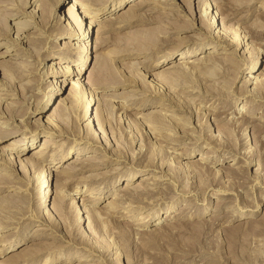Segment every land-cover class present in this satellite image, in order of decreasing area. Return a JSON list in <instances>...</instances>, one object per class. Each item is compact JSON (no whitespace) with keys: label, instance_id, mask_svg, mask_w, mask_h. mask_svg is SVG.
<instances>
[{"label":"rangeland","instance_id":"obj_1","mask_svg":"<svg viewBox=\"0 0 264 264\" xmlns=\"http://www.w3.org/2000/svg\"><path fill=\"white\" fill-rule=\"evenodd\" d=\"M116 1L118 2L119 0H114L113 3ZM172 1H176L179 9L187 13L189 17L178 13L172 8H161L159 12H156L157 6L148 5L143 9L138 10V13L144 15V17L148 16V14H152L154 23L136 22L131 25L118 23V21H114L112 24L106 23L105 21L117 18L121 14V10L126 7L125 3L121 8L117 7L113 12H110L112 7L109 9L106 8L105 11L109 10V13L105 12L102 15L101 20H99L100 24L95 26L93 31L88 29V22L84 21L83 28L85 27V31H87L85 32L86 38L76 39L82 44L89 46L90 51L97 50L93 54L91 62H88L87 60L82 65L83 71L78 78L74 76V74L72 75V72L62 70L63 67L68 65L77 67L76 59L78 58V54H70L68 55V58L71 57L70 59L62 60L56 58L58 54L54 52V50H50L54 45L60 46V42L64 38H67V36L64 35L59 37L51 36L52 28L57 27L54 23L57 22L58 18L49 21V25H45L47 26L46 29L43 26L44 24L40 22L42 21L41 17H37L34 13H31L35 6L34 3H36L35 0H28L26 4L23 0H0V27L2 26L0 28V94L5 97L4 100H0V113L4 114V116L1 115L0 119L8 121L9 124L11 123V127L15 123L21 125H23V123H30V125L33 126L39 119L45 120L53 113L58 114L62 112V116L59 115L69 128L67 129L68 133L66 136L60 137L62 140L55 145V150L65 148V154H67V152L69 154L65 157L63 156L60 165H63V168H69L72 170L82 167L81 165H75V163H72L75 155L74 151L79 147L90 146L87 143L77 145V142H74V138L79 136L80 131L81 134L85 135L84 131L86 130V124L90 120V117L95 115L94 111L98 106H101L100 109L103 110L105 113L104 115H106L105 117L108 119V122H110L109 125H104L105 129L100 125H91L93 132L98 136V140L103 141L102 144L104 146L108 143L107 147H105L107 153L101 152L99 149L94 150L96 147L91 145L90 149L83 154L85 158L104 162V164L96 163L90 167L86 165L87 169L92 170H87L74 178L71 183V188L66 190V194L69 198L68 201L69 203L71 202L70 206L80 209V206L83 204L82 199L90 193V191H86V189L93 187L98 189L97 192L103 190L101 196L107 190H110V192L101 199L99 204L91 205L90 209H101L102 211L107 210L109 207L108 203L114 201V194H123L122 191L126 187V185L123 184L124 181H120L119 185L112 188V183L115 181V174L113 173L121 167V169L127 170L135 169L140 165L143 166L146 164L150 167L153 165L157 167V169L156 172H150L149 170L143 171L141 176H153V179L148 180L145 185L153 187L152 184H150L153 182H160L162 184L157 186L154 185L156 192L152 194V205L155 206L158 202H170L172 200H176L174 209L180 205V208L173 213L178 215L176 216L177 219L171 217L160 224L143 226L140 227V229L135 228L134 226V224L138 222L137 219H139L135 217L146 216L153 208L147 206L141 211L132 210L130 212L122 209L123 214L117 213L116 215V213H112V219L107 218V215L103 214L97 219L98 221L93 220L92 222V220L89 219L81 220L82 222L80 223L79 228L80 235L75 243L72 242L74 240L71 239V236L78 233V227L74 228L73 226V221L76 218L75 215L73 214V217V215H71L72 213L70 214V211L68 210L65 212L66 214L64 213L65 215H62V217H60L61 215L59 217L54 215L53 217V204L55 202L58 204L60 203L58 196L56 195L57 189H55V180L51 186V189L54 191L52 201L49 205L44 204L43 208L39 209L41 213L47 214V219L43 222L44 224L42 222L21 220L18 225L14 224L12 227L5 229L4 231L1 230L2 234L0 239L4 238L5 235L10 236V234L13 233L17 236L19 235V237L25 233V236L27 235L30 237L33 235V238L23 241L22 243L24 244L22 248H19L20 250L18 249L13 252L2 253L0 261H8L10 257L23 253L25 251L24 249L27 250V248H32L35 252L38 250L39 254H37V252L36 254L34 253V258L26 264H45L46 261L51 264H264V140H261L262 138L264 139V118H260L264 117V99L259 98L261 100H253L248 98V100L239 99L238 101H235L236 96L233 95L232 92L243 86V81L245 79L244 77H241L246 74L245 66L240 71L238 77H234V70L237 65L235 63H244L242 60V58L244 59V56L245 59H249L250 57L259 55L257 65H264V8H260L264 0ZM62 2L63 4L61 7L59 4L55 7L56 12L59 15L62 11L67 13L69 9L75 6L78 16V14L80 15V13H82L81 10L85 7L84 4H74L75 0H62ZM151 2L157 3L162 2V0H152ZM9 3H13L15 6L12 7ZM38 4H40V2ZM198 4L201 7H209V5H211V8H213L212 10L219 9V6L228 8L229 10H225L223 13L224 15H221L224 19L228 13H231V11L232 13L235 12V14H232L234 15L232 16L233 19L231 17L229 20H226L225 24L226 26L233 28L235 32L238 30L237 32H242L243 35L247 34L245 41L247 40V43H250V45H245L243 48L239 47L237 48L238 50H235L236 47L233 46L229 48L226 53L214 54L217 56V59H205V62L191 63L188 66L183 67L179 65L181 68L179 72L173 68V64L158 68L153 72L156 73V76L160 75L158 74L159 71L167 72L168 75L175 71H177L176 74L180 72L182 73L177 76H175L176 74L174 73V76L172 75L173 78H170L171 76H169L170 80H167L168 78H166L165 82L164 80H158L157 83L155 82L157 85L153 90V86L148 85V81L153 80L152 77H144L143 72L149 70L147 67L154 64L156 58L162 55L163 52H159L158 56L155 58H153L152 55L135 54L124 57V55H121L123 51L127 54L130 53V49L126 50L124 46L128 45L129 41H133L132 38H153L152 36H155L154 33L165 29L169 33H172L164 36V39H167L168 41L166 42L168 45L166 43L158 42L155 44L156 50L167 51L174 47V45L178 46L188 43H193L191 46H195L196 43H194V41H197L199 37H205V33L196 29H180L184 27V22L186 20L185 24H187V27L189 24L191 25V23H194L196 17L197 19L200 17V14L194 11ZM148 9H150V11H148ZM22 12L27 14H22ZM161 12L168 14L169 17H162L158 14ZM178 19H182V21H179ZM33 20L41 23V26H39V28H33ZM61 22H63V25H66L68 22L69 24L70 22L72 23L73 20L70 19L69 21L67 18L61 19ZM195 22H197V20ZM177 23L180 24L177 26H182L180 29L176 28L175 24ZM22 25H29L31 28L24 29ZM74 25H76V23ZM120 25H123V27L116 28ZM171 26L172 28L170 29ZM220 26L222 28V25H219L218 29H220ZM42 29H45V31ZM153 29L156 32H154ZM18 34H20L21 38L15 39ZM27 34L32 36L29 35L25 38ZM27 39L37 43V47L29 41L26 42ZM42 41L44 42L42 43ZM213 45V43H209L207 48L210 49ZM25 47L28 50H26ZM40 48L41 51H39ZM258 50L259 53H257ZM178 52H180V50ZM18 53H22V56L18 55ZM74 53H76V51H74ZM45 56H47V59L43 60ZM203 57L208 58V52L203 53ZM52 61L60 62L58 67H61V70L54 73H46ZM97 64L98 66L100 65V69H102V77L101 79L96 78L93 79V81H90L88 80L89 73L95 66H97ZM190 67H194L192 71H189ZM121 70L132 76L134 81L124 86H117L116 88L103 87V85L108 83L109 80L114 78V76H110L113 75L112 73L117 74V71L119 73ZM151 71L149 70V72ZM67 80H69V83L64 82ZM79 80L85 84L82 88L81 86H72V83ZM99 80L101 81L100 83ZM53 81H59V83L62 82L63 88L58 90L59 94H57V96L53 98L51 97V101L46 105V112L41 113L38 108H35V98L37 100L38 95L44 97L50 88V85L54 83ZM250 87L253 88L254 86L251 85ZM158 90L160 91L158 92ZM90 91L97 94L99 100L97 99L90 104L89 112L85 118L81 119V116L85 115V109L82 106L84 105V102L80 99L79 101H76L72 96L74 93H76L77 96H82L84 93L83 95H85V99H88ZM145 91L147 93L157 91L162 96H168V94L172 95L185 103L186 107H181L182 112L180 110L172 111L175 109L174 107H172L173 109L170 108L169 111L167 108H161L162 99L149 98L147 101H142L145 103L146 108H135L137 107V103H139V100L137 99L142 96L144 97V94L146 93ZM31 92L35 94V97L32 99H30ZM115 96L117 98H114ZM135 97L136 99H134ZM229 98H232V100ZM245 104H247V106L244 109L239 108L238 110V105L242 107ZM123 105L124 107H128V113L126 115L121 109ZM209 106L210 108H208ZM250 111L253 114H245V112L250 113ZM235 113L237 114L235 115ZM153 115H158V117L165 123L167 122V118L175 121L177 119L179 122H177L176 125L180 128L176 129L170 127L173 131L172 134L163 130L160 132L146 123V120H149ZM175 115H177V118ZM237 116L242 118H253L251 119V124L257 125V128L261 127L260 129L263 131V136L260 134L261 131L257 132V134H253V132H251L253 128H249L247 124V126L244 125L242 127L240 126L239 129L237 128L239 133L234 131V128L230 125V121L233 118H238ZM183 118L185 119V122L182 120ZM217 121L219 122L217 123ZM247 121L249 120H246V122ZM0 128L4 131L12 130L3 125H0ZM100 128L106 131L105 136L100 134ZM180 130L182 132H180ZM18 131L19 129L14 135L0 137V151L4 150L2 149V146L6 144L8 145L10 142L22 136L20 134L22 129L19 132ZM225 131L229 134L227 132L225 133ZM256 135H259V138ZM213 137H215V139L218 138L219 140L222 139V141L213 142ZM69 143L72 144L68 147L67 145ZM189 145L195 146L198 157L202 155L198 154L201 148L202 150L204 149V151H209L210 158H208V160H202L203 163L206 161L212 163L209 164L206 162V164H208L213 170L209 172V177L206 178V176L199 174L196 175L195 172L186 171V173L177 170V165L179 164L173 159L174 155L172 154H174V152L183 151L184 147H189ZM32 148H34V146L28 148L27 152L22 155L23 159L28 158L29 152L33 150ZM8 151L14 152V150ZM94 155L102 158H94ZM211 155L214 156L213 159ZM47 157L49 159L53 158L52 152H50ZM54 157L57 158V160L48 162L46 165L47 167L49 165H54L58 161L60 155ZM248 158L249 160L253 159L254 161L251 164L246 163L245 161H247ZM180 161L182 163H180L181 166H184L185 164L187 166L189 164L188 166L191 170L194 169V165H191L190 162H195L196 159L181 157ZM231 163H235L231 166V168L234 169L233 172H236L242 177L239 182L221 177L220 170L222 168H230L229 165ZM15 167L18 172L20 166L15 165ZM6 169L9 171L6 175H10L12 178H14L16 174H21L11 171L9 168ZM40 171L42 174L43 168L36 172H30L26 174L25 177L20 175L23 177V180L18 181L17 185L20 189H27V193H29L28 199L36 193V185L34 182L38 175L40 176ZM164 172L170 175L168 176V178L171 179L170 181L163 179L154 180L155 177L166 176L163 175ZM215 173L218 174L216 175ZM81 177H85L84 179L89 181L86 183L87 185L83 182L81 183L80 180L76 181L78 178L83 179ZM71 178L72 177H70V179ZM174 178L177 181H175ZM227 181L229 182L227 183ZM141 185L142 182H137L128 187L130 190H135ZM219 190H226L227 195L218 196V194L223 193ZM27 193L24 191H9L6 189L0 193V204H5V198H7L6 195L8 194L14 195L12 196L14 199L16 198L20 200L21 198V200H23L25 197L22 198L21 195ZM180 193L183 194V197H179ZM214 201L223 202V207L221 205L222 208L215 209L216 204H214ZM116 202L120 206H125V204L121 203V199L116 200ZM187 204L188 207L192 208V212L195 211V213L198 211L201 212L206 208L201 217L192 220L195 221V224L201 226V228H199L200 230H192V224H188L189 220L187 221L184 218L181 220L179 219V217L184 216V214L181 215V208ZM165 206L166 205H162L161 209H164ZM32 208L35 210L37 208L36 204H34ZM239 208L257 209V212L251 213L254 217L252 216L251 218L246 219V221H252L251 223L239 224V222L236 221H233L234 223H227V220H229V218L231 219L229 216H240ZM49 212L50 218H52L50 220L48 219ZM163 212L164 210L161 211V214L159 215H162ZM249 212L251 211H247V214ZM8 214L11 215L12 213L8 212ZM85 214L84 217H87ZM211 218H215L216 221L210 220ZM242 221L244 222L245 220ZM45 223L54 226L55 232L50 230V227ZM175 223L180 224L174 225ZM40 228L44 230L36 231V229ZM176 229L177 231L175 232ZM37 234H39V236H34ZM83 236L87 237L91 243H94L96 246L95 248H97L96 250H98L95 252L97 255L95 254V256L89 257L88 261L67 262L64 260L65 257H70L71 254L77 252L76 247L80 248L81 245H83ZM60 237L65 238V240H62ZM69 240L70 242H68ZM57 246H63L65 248L58 251L55 250ZM49 249H51V251ZM78 251H83V249ZM109 257L110 259H108Z\"/></svg>","mask_w":264,"mask_h":264},{"label":"bare ground","instance_id":"obj_2","mask_svg":"<svg viewBox=\"0 0 264 264\" xmlns=\"http://www.w3.org/2000/svg\"><path fill=\"white\" fill-rule=\"evenodd\" d=\"M23 1L26 4L28 0H23ZM151 1L152 0H119L118 2L116 1L115 3H113L114 0H105V1L104 0H75L74 4L80 3V4H84V6H85L84 9L81 10L82 13H80V15L78 14V16H77V11H76L75 6H73V8H71V9H69L67 13L62 11L61 14L59 15L56 12L55 7L57 4H59L61 7L63 4L62 0H52V2H51V0H35L36 3H34L35 6H34V9L31 11V13H34V15H36L37 17H41L42 21H40V22H42L44 24V25L43 24L42 25L45 28L47 27L45 25H47V24L49 25V21H51L52 19L58 18L57 22L54 23V25H56L57 27L52 28L51 36L59 37V36L64 35V36H67V38H64L60 42V46L54 45V47L52 46V48H50V50L51 51L54 50V52H56L58 54L56 58H60L62 60L70 59L71 57L68 58V55H70V54H74V55L78 54V58L76 59V63L78 66L73 67V66L68 65L66 67H63L62 70L66 71V72H72V75L74 74V76L79 78L82 74V71H83L82 65L87 60H88V62H91V60L93 58V54L96 52L97 49H95L94 51H90L89 46H87L86 44H82L76 38L85 39L86 38L85 32H87V31H85V27L83 28L84 21L88 22L87 23L88 29L93 31V28L95 26H97L98 24H100L99 20H101L102 15L105 12L109 13V10L105 11L106 8L109 9L112 7L110 12H113V11H115V9H117V7L121 8L122 5L126 3V7H124V9L121 10V14L117 18H112V19H109L108 21H105L108 24H112L114 21H118V23H123V24H128V25L135 24L136 22L154 23L153 22L154 18L152 19V14H148V16L144 17V15H141L138 13V10L143 9L144 7H146L148 5L157 6L156 12H159V10L161 8H164V9H169V8L171 9L172 8L173 10H176L178 13L189 17V15L187 13H185L181 9H179L176 1L162 0V2H157V3H154ZM39 2H40V4H38ZM9 4L12 5V7L15 6V4H13V3H9ZM228 4L230 5V3H228ZM231 4H234V3H231ZM189 6H190V4H189ZM230 6H232V5H230ZM260 8H264V2L260 6ZM7 9H8V7H7ZM212 9L213 8H211V5H209V7H206V6L201 7L198 4V6L194 10L196 13L198 12V14H200V17L198 19L196 17L197 22H195L196 20L194 19L195 20L194 23L193 24L191 23V25L189 24L190 26L188 25L186 27L187 24H185V22L187 20L185 22L183 21L184 22V27H183L184 29L183 28L180 29L182 26H177L180 24H178V23L175 24L176 28L180 29V30H185L186 28L187 29H196V30H199L200 32L205 33V35H206L205 37H199V39L197 41H194V43H196L195 46H191L193 43L192 44L188 43L185 45L182 43L183 45H178V46L174 45V47L168 49L167 51L156 50L155 44H157L158 42H162V43L168 42L167 39H164V36L172 34V33H169L168 31H166V29H165V30H161L160 32L154 33L155 36H152L153 38H149V39L132 38L133 41H129V44L124 46L126 50L130 49V53L127 54L122 50L123 52L121 55H124V57L130 56L131 54L152 55L153 58H155L156 56H158L159 52H163L162 55H160L159 57L156 58V62L154 64L149 65L147 67L150 71L151 70L152 71L149 72V70H146V72H143L144 77H148V76L152 77L153 80L148 81V85L153 86V90H154L155 86L157 85L156 83L158 80H161V81L164 80V82H165L166 78H168L167 80H170L169 76H171L170 78H173L174 73L176 74L177 71L178 72L180 71V69H181L180 66L183 67V66H188L191 63L195 64L197 62H203V61L205 62V59H210V60L211 59H217V56H215L214 54L226 53L227 50L233 46L236 47L235 50H238L237 48H239V47L243 48L245 45L246 46L250 45V43H247V40L245 41V39L247 38V34L243 35L242 32L241 33L237 32L238 30L235 32L233 28L226 26V24H225L226 20H229L232 16H234L232 14H235V12L234 13H232V11H231V13L227 12L228 14H227L226 18L224 19L221 17V15L225 12V10H229L228 8H224L223 6H219V9L217 8V10H212ZM148 11H150V9H148ZM19 13H21V12H19ZM65 13H66V15H65ZM22 14H27V13L22 12ZM158 14H160L162 17H169V15L164 13V12H161ZM67 18L69 21H70V19H72L73 22L72 23L70 22V24L68 22V24L63 25V22H61V19H67ZM232 19H233V17H232ZM156 20H158V19H156ZM180 20L182 21V19H180ZM32 22L34 23V25L32 26L33 28L34 27L39 28V26H41L40 25L41 23H38L36 20H33ZM75 23H76V25H74ZM219 25H222V28L220 26V29H218ZM22 27L24 29H27L30 26L29 25H22ZM44 27H40V28H44ZM121 27H123V25H120L119 27H116V28H121ZM171 28H172V26L170 27V29ZM99 29H101V28H99ZM216 29H218V30L215 31ZM42 30L45 31V29H42ZM172 30H174V29H172ZM153 31L156 32L154 29H153ZM29 35L30 34H27L25 36V38H27ZM30 36H32V35H30ZM250 37H251V35H250ZM20 38H21L20 34H18L17 38H15V39H20ZM28 41L30 43H32L33 45L37 44L34 41H33L34 42L33 43L30 39H27L26 42H28ZM43 42L44 41H42V43ZM170 42L172 43L171 40H170ZM209 43L214 44L213 46L210 47V49L207 48V45ZM179 44H181V43H179ZM169 45H170V43H169ZM251 45H252V43H251ZM186 46H188V47H186ZM36 47H37V45H36ZM38 47H39V45H38ZM40 47H42V46H40ZM98 47H99V45H98ZM181 48H184V49H181ZM25 49H26V47H25ZM246 49H247V47H246ZM26 50H28V49H26ZM179 50H180V52H178ZM207 50H210V51H207ZM39 51H41V48ZM74 51H76V53H74ZM248 51H250V50H248ZM177 52H178V54H177ZM205 52L206 53L208 52V55H209L208 58L203 57V53H205ZM257 53H259V50ZM231 54H233V53H231ZM18 55L22 56V53H20V54L18 53ZM46 57L47 56H45L43 58V60L47 59ZM258 57H259V55H257V56L255 55L254 57H250L249 59H245V56H244V59L242 58L244 63H242V64L235 63V64H237L236 68L234 67L235 68L234 77H236V78L238 77L242 68L246 66V72H245L246 74H244L241 77V78L244 77V79H245L243 81V86L238 90L232 91L233 95L236 96L235 101L236 100L238 101L239 99L248 100V98H251L253 100H256V99L261 100L259 98L264 99V65H262V66L257 65ZM59 63L52 61L50 63V67L48 68V71H46V73H54V72H58L59 70H61V67H58ZM170 64H173L174 65L173 68L176 69L177 71H175L174 73L171 72L169 75L167 72H160L159 71L158 72V74H160L159 76H156V73H153L154 70H156L158 68L165 67L166 65H170ZM193 68L194 67H190L189 71H192ZM119 70H120V68H119ZM101 72H102V69H100V65L98 66V64H97V66H95L90 71L88 80L93 81V79H96V78L101 79V77H102ZM181 73L182 72L177 73L175 76H177L178 74L180 75ZM112 74L113 75H110V76H114V78L109 80L108 83L103 85V87H105V88L106 87L116 88L117 86H124V85H127L130 82L134 81L133 77L128 75L125 71L123 72V70L119 71V73L117 71V74H114V73H112ZM185 74H186V72H185ZM159 77H160V79H159ZM80 81L81 80L76 81L75 83H72V86H74V87L81 86V88H82L85 84H83ZM53 82L54 83H52V85H50V88L48 89V91L46 92L44 97L41 95L40 96L38 95L37 100L35 98V101H36L35 108L36 109L38 108V110L41 113L46 112L45 111L46 105L49 103V101H51L50 100L51 97L53 98V97L57 96V94H59L58 90H61L63 88L62 82L61 83H59V81H53ZM64 82L69 83V80L64 81ZM100 82L101 81L99 80V83ZM251 85H253L254 87L251 88L250 87ZM0 86H1V84H0ZM98 88H100V87H98ZM149 88H151V87H149ZM146 91H148V90H146ZM159 91L160 90H158V92ZM29 92H30V90H29ZM156 92L155 91H152V93L146 92L147 94L145 93L146 95L144 94V97L142 96L141 98L137 99V100H139L138 101L139 103H137V107H135V108H137V109L146 108L145 103H143V102L149 100V98L150 99H157V98L162 99L163 101L161 103L162 104L161 108H163V109L167 108L169 110L170 108L174 107L175 109L172 108L173 109L172 111L180 110L182 112L181 107H186L185 103H183L181 100H178L177 98L173 97L172 95L168 94V96L166 95L167 96L166 97V96H162V95H160V93H158V92L156 93ZM83 94H82V96H77V94L74 93L72 96L74 98V100L79 101V99H80L82 102H84L83 103L84 105H82V106L85 109V110L83 109L85 111V115L81 116L79 114L81 116V119L86 117L87 113L89 112L90 104L93 101L95 102L97 99L99 100L97 94H95L92 91L89 92V94H88L89 98L88 99L87 98L85 99V95H83ZM79 95H80V93H79ZM0 96H1L0 100H4L5 97H3L2 94H0ZM96 96H97V98H96ZM33 97H35V94L33 92H31L30 99H32ZM114 98H117V97L115 96ZM66 99H68V98H66ZM66 99H63V100H66ZM134 99H136V97ZM230 100H232V98ZM28 101H30V100H28ZM246 106H247V104L243 105L242 107H240L238 105V110H239V108L244 109ZM211 107H212V105H211ZM100 108H101V106L100 107L98 106L95 109V111H94L95 115L93 117L91 116L90 120L86 124V130L84 131L85 135L81 134V131H80L79 136L77 138H74V142H77L76 143L77 145L87 143L90 146L91 145L95 146L96 149H94V150L99 149L101 152L107 153V150L105 147H107L108 143L106 146H104L102 144L103 141L98 140L97 134L95 132H93V129L91 128V125H94V126L100 125V126H103V128L105 129L104 125L105 124L109 125V123H110V122H108V119L105 117L106 116V115H104L105 113ZM208 108H210V106ZM121 109L123 110V113L125 115L128 113L127 112L128 107H124V105H123ZM199 109H200V107H199ZM212 109H213V107H212ZM61 113H58V114L53 113L52 115L48 116L47 119H45V120L39 119L38 121H36L34 123L35 125H33V126L30 125V123H28V124L23 123V125L15 123L11 127V123L9 124L8 121L0 119V125L6 126V127L12 129L9 131H4L2 128H0V137L7 136V135H14L18 129H19V131L22 129V131H20V134L22 136L16 140L10 142L8 145L6 144V145L2 146V149H4V150L0 151V167H1V169H0V193L5 191L6 189L9 191L10 190L11 191H24L27 193V189H20L17 185L18 181L23 180V177L20 175H23L25 177L26 174H28L30 172L39 171L41 168H43L42 174L40 171V176L38 175V177L35 179L34 184L36 185V187H35L36 193L33 196L29 195L30 198L28 199L29 193L23 194L21 196H22V198L25 197V199L21 200V198H20L21 196H20L19 197L20 200H19L16 198L14 199V197H12L14 195L8 194V195H6L7 198H5L6 199L5 201L6 202L8 201V202L7 203L5 202V204L4 203L0 204V236L2 234L1 230L4 231L5 229L12 227L14 224L18 225L21 220H30V221H36V222H42L43 223L45 221V219H47V217H46L47 214L41 213L39 209L43 208L44 204L49 205L50 202L52 201L54 191L51 189L52 188L51 186L55 180H56V188L55 189H57L56 195L58 196V200L61 204L60 203L58 204L56 202L53 204L54 205L53 217H54V215L56 217L57 216L59 217L61 215L60 217H62V215L65 212H67L68 210L70 211L69 212L70 214L72 213L71 215H73V214L75 215L76 220L74 219L73 226H74V228L78 227V229H77L78 233H75L74 236H71L72 237L71 239L74 240L72 242H75L78 240V236L80 235V231H79L80 223L83 220L89 219V220H92V222H93V220L94 221L97 220L103 214L107 215V218L112 219L113 218L112 213H116V215H117V213L123 214L122 209L130 212L132 210L141 211V210L145 209L147 206L153 208L152 211L149 212L146 216L144 215V216L135 217V218H139V219H137L138 222L136 224H134V226H135V228H139V229H140V227H143V226L157 225V224H160L161 222H163L164 220H168V218H171V217L176 218V216H178L176 214H173L175 211H177L180 208L179 207L180 205H178V207L176 209H174L176 200L175 201L172 200L170 202H168V201H163L161 203L158 202L155 206L152 205V203H151L153 200L152 194H154L156 192L154 189L155 188L154 185L157 186L159 184L160 185H162V184L160 182H157V183L153 182V183H150V184H152L153 187H149L148 185H145L148 180L153 179V176L152 177L149 175L146 177L141 176L143 174V171L149 170L150 172L151 171L156 172V169H157V167H155L153 165H152V167H150V166H147V164L143 165V166L140 165L136 168L134 167L135 169H127V170H123V169H121L122 167L121 168L119 167L120 169H117L113 173V174H115L114 175L115 181H114V183H112V185H113L112 188L119 185L120 181H124L123 184L126 185V187L122 191L123 194H121V193L114 194L113 193L115 196L114 201H111L110 203H108L109 207L107 210L102 211L101 209L100 210L90 209L91 205L99 204L101 202V199L104 198L105 195L110 192V190H107L101 196V194L103 193V190H100V192L99 191L97 192L98 189L93 188V187L86 189V191H90V193L87 194V196L82 199L83 204L80 206V209H77L73 206L71 207L70 206L71 202L69 203V201H68L69 198H68V195L66 194V190L71 188V183L73 182L74 178L76 176H78L79 174L86 172L87 170H92V169H87L86 165H88L90 167L96 163L97 164H104V162L85 158V156L83 154L86 153L90 149V146H84V147H79L76 149V151H74V153H75L74 160H72V163H75V165H81L82 167L72 170L69 168H63V165H60L61 160L63 159V156L65 157V156H67V154H69L68 152H67V154H65V152H64L65 148H63V147H62L63 149H61V150H55V145L62 140V139H60V137L66 136V134L68 133L67 129L69 128V126L66 125L65 122L63 121V119L61 117L62 116ZM236 114L237 113H235V115ZM245 114L250 115L253 113L250 111V113L245 112ZM1 115L4 116V114L0 113V118H1ZM205 115H206V113H205ZM210 115H213V114H210ZM80 116H78V117H80ZM175 116L177 118V115H175ZM260 118L262 119L264 117H260ZM123 119H124V117H123ZM150 119H149L150 121L146 120V123L148 125H150L151 127H154L155 129H157L160 132H162L161 130H163V131H168L169 133L172 134L173 131L170 129V127L176 128V129L180 128L179 126L176 125V123L179 122V120L177 121V119L175 121V120L167 118L166 123L164 121H162L158 117V115H153V116H151ZM218 119H220V118H218ZM251 119H253V118H251V117L250 118L249 117H247V118H242V117L233 118L232 120L230 119L231 120L230 125L232 128H234V131H237V128L239 129L240 126L242 127V126L247 124L249 126V128H253L251 132H253V134H255V133L257 134V132L261 131V129H260L261 127L257 128L256 127L257 125L251 124ZM182 120L185 122L184 118ZM246 120H249V121L246 122ZM21 121H23V120H21ZM218 122L219 121H217V123ZM104 129L100 128V130H101L100 134H103V136L106 135V131H104ZM180 132H182V131L180 130ZM226 132L227 131H225V133ZM262 132L263 131H261V133H260L261 135H262ZM237 133H239V131H237ZM174 135H175V133H174ZM228 136H230V135H228ZM256 136H258V138H259V135H256ZM261 140L263 141L264 139L262 138ZM212 141L213 142L214 141L215 142L216 141L221 142L222 139L219 140L218 138L215 139V137H213ZM258 141H259V139H258ZM233 142H235V141H233ZM72 143H69L67 146L69 147L70 144H72ZM208 144H210V143H208ZM236 145H237V140H236ZM32 146H34V148H32L33 150H31L29 152L28 158L23 159L22 155L25 152H27L28 148H30ZM67 146H66V148H67ZM72 147H73V145H72ZM8 150H14V152H9ZM196 151L197 150L195 149V146L189 145V147L188 146L184 147L183 151L174 152V154H172V153L171 154L174 155L173 159H175L176 163L179 164V165L176 164L178 171H180V172H186V171L187 172H195L196 175L199 174L202 176H206V178H207V177H209V174H210L209 172H211L213 170L208 164H206V162L209 164H212V163L208 162V161L203 163L202 160H208V158H210L209 157L210 153H209V151H204V149L202 150V148H201L200 152H198V154H202V155L200 157H198ZM50 152H52V157H53L51 159H49L47 157V155ZM167 152H169V151H167ZM57 155H60L58 161L54 165H52V166L49 165L47 167L46 165L48 162H50V161L53 162V161L57 160V158L54 157ZM181 157H184L187 159H196L195 162L194 161L190 162L191 165H194V169L191 170V168L188 166L189 164L187 166H186V164L184 166H181V164H182L180 161ZM94 158H102V157H97L94 155ZM213 158H214V156H212V159ZM253 161H254L253 159L249 160V158H248L247 161H245V162L251 164ZM234 164L235 163H231L229 165L230 168L228 167V169L222 168L220 170L221 171V177L224 179H226V178L231 179V180L233 179L232 181L236 180L239 182L242 177L239 174H237L236 172H233L234 169L231 168V166H233ZM15 165L20 166V169L18 170V172H17ZM6 168H9V169H11V171L21 173V174L20 175L18 174L19 176L16 174V176L14 178L10 177V175L7 176L6 174L9 171H7ZM94 169H96V168H94ZM163 175H166V176L155 177L154 180H160V179H163L166 181L171 180L170 178H168V176H170L169 174H166L164 172ZM70 177H72V178L70 179ZM81 178H83V179L78 178V179H76V181L80 180L81 183L83 182L85 184L89 182L87 179H84L85 177H81ZM63 180H65V181H63ZM174 180H175V178H174ZM24 181H25V179H24ZM175 181H177V180H175ZM137 182H142V185L139 186L138 188H136L135 190H130L128 186L135 184ZM228 182L229 181H227V183ZM172 183H174V182H172ZM76 191H77V189H76ZM219 191L223 192L224 194L223 193L218 194V196L227 195L226 190L225 191L219 190ZM179 197H183V194L180 193ZM184 197H185V195H184ZM10 198H11V200H10ZM119 199H121V203L125 204V206H120L116 202V200H119ZM0 200H1V198H0ZM160 201H162V200H160ZM222 203L223 202H220V201H214V204H216V206L214 205L215 209L222 208L223 207ZM34 204H36V206H37V208L35 210H33V208H32V206ZM162 205H166L164 207V209L163 208L161 209ZM183 205H184V203H183ZM221 205H222V207H221ZM163 210H164L163 214L159 215V214H161V211H163ZM181 210H182L181 215L184 214V216L179 217L180 220L183 218L186 219L187 221L189 220L188 224H192V230H197V229L201 228V226H198V224H195V221H192V220L197 219L198 217H201L204 214L203 211L206 210V208L203 209V211H201V212L198 211L195 213V211L192 212L193 211L192 208L188 207V204H187L186 206L182 207ZM184 210H186V211H184ZM239 211H240V216H236V215L235 216L234 215L229 216V217H231V219L229 218V220H227V223H231V222L234 223L233 221L239 222V224L251 223L252 221H246V219L251 218L253 216V214H251V213L257 212V209H244L243 208V209H240ZM247 211H251V212H249L247 214ZM8 212H11L12 214L9 215ZM140 213H143V212H140ZM84 214L87 215V217H84ZM74 215H73V217H74ZM132 217H134V216H132ZM48 219L49 220L52 219V218H50V212H49ZM210 220L216 221L215 218L214 219L211 218ZM242 220H245V221L243 222ZM227 223H225V224H227ZM45 224H47V223H45ZM176 224H180V223H175L174 225H176ZM182 224H187V223H182ZM47 225L50 227V230H53V232H55L54 226H52L51 224L50 225L47 224ZM214 225H215V223H214ZM171 228H173V227H171ZM42 230H44V229H41V228L36 229V231H42ZM176 231H177V229L175 230V232ZM210 233H208V234H210ZM5 236H4V238L0 239V244H1V246H0V257H2L1 256L2 253H9V252H13L15 250H18L19 248H22V246L24 244V243H22L23 241H26V240H29L30 238H33V235L29 237L27 235L25 236V233L21 237H19V235L17 236L15 233L10 234V236L9 235H7L6 237ZM34 236L37 237V236H39V234L34 235ZM61 239L65 240V238H63V237ZM81 239H82V237H81ZM70 240L68 242H70ZM81 242H82V240H81ZM82 243H83V245H81L80 248L76 247L77 252L71 254L70 257H65L64 260H66L67 262L68 261L69 262L88 261L89 257L95 256V254H96L95 252H97L98 250H96L97 248H95L96 246L94 245V243H91V241L85 236H83V242ZM72 244H74V243H72ZM64 248L65 247H63V246H57L55 250L61 251ZM80 249H83V251H78ZM24 250H25L24 252L22 251L23 253H19L17 255L10 257V259L8 261H0V264H21V263L26 264L28 261H30L34 258V256H35L34 253L36 254V252H37V254H39L38 250H36V252H35V251H33L34 249H32V248L31 249L27 248V250L26 249H24ZM49 250L51 251V249H49ZM62 259H63V257H62ZM108 259H110V257ZM45 264H51V263L46 261Z\"/></svg>","mask_w":264,"mask_h":264}]
</instances>
